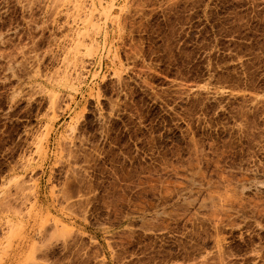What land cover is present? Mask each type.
Here are the masks:
<instances>
[{"label": "rangeland", "instance_id": "rangeland-1", "mask_svg": "<svg viewBox=\"0 0 264 264\" xmlns=\"http://www.w3.org/2000/svg\"><path fill=\"white\" fill-rule=\"evenodd\" d=\"M0 264H264V0H0Z\"/></svg>", "mask_w": 264, "mask_h": 264}]
</instances>
